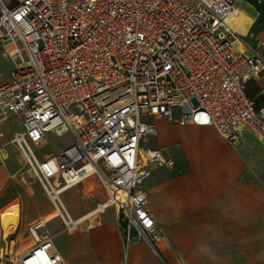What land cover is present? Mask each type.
<instances>
[{
  "label": "built area",
  "instance_id": "2783aa9c",
  "mask_svg": "<svg viewBox=\"0 0 264 264\" xmlns=\"http://www.w3.org/2000/svg\"><path fill=\"white\" fill-rule=\"evenodd\" d=\"M242 1L0 0V51L13 61L0 85V166L8 160L2 127L16 117L22 129L9 143L55 206L86 181L99 180L107 193L91 217L73 218L62 206L65 230L114 207L123 264L140 242L160 256L163 231L147 209L144 182L177 160L152 144L154 118L213 126L234 145L249 131L264 145V107L246 92L264 74V31L241 52L227 22ZM49 133L71 140L43 162L35 149ZM42 228L28 226L34 244L20 254L3 234L0 264H66Z\"/></svg>",
  "mask_w": 264,
  "mask_h": 264
},
{
  "label": "crops",
  "instance_id": "0c3cea01",
  "mask_svg": "<svg viewBox=\"0 0 264 264\" xmlns=\"http://www.w3.org/2000/svg\"><path fill=\"white\" fill-rule=\"evenodd\" d=\"M240 7L249 12L250 7L256 8L254 31L249 32L250 27L247 35L240 37L245 44L241 52L247 53L253 42L250 35L264 31V5L243 0ZM0 54L5 57L1 51ZM10 78L11 74L1 79L0 85ZM246 92L258 108L264 107V74L250 79ZM162 119L154 121L157 124ZM169 123L181 147L179 155L169 152L167 145L156 146L166 148L177 165L172 171L154 167L144 182L147 209L163 231L158 243L161 257L146 242H140L130 246L126 263L264 264V145L249 131L240 144L234 145L213 126ZM7 155L6 165L0 166V244L4 234L8 247L20 254L33 245L22 247L24 218L27 226L41 221L46 227L61 216L55 207L31 213L25 208L34 200L29 194V172L18 166L16 157L21 162L22 158L15 148ZM33 186L42 194L41 184ZM89 212L71 216L79 218ZM103 214L94 226L90 225L91 218L75 232L65 230L64 225V232L71 236L64 240V251L53 236L66 264L124 263L115 211L107 221H102Z\"/></svg>",
  "mask_w": 264,
  "mask_h": 264
},
{
  "label": "rangeland",
  "instance_id": "374dc122",
  "mask_svg": "<svg viewBox=\"0 0 264 264\" xmlns=\"http://www.w3.org/2000/svg\"><path fill=\"white\" fill-rule=\"evenodd\" d=\"M255 7L257 8L256 5ZM256 8H253V7L249 8L252 15ZM252 31H254V24L251 26L249 32H252ZM12 68H13V61H11L9 58L3 57L0 54V80L7 78V77L9 78L11 74L10 71L12 70ZM169 124L170 123L166 118L160 121H157L158 136L153 139L152 144L154 146L167 145L169 147L168 151L171 152L173 155L178 156L179 151L181 150V147H180V144L177 143V138H175V135L173 134V131H172V129L174 128L173 125H169ZM2 129L4 130L5 135H6L4 138V141L7 142L6 148L8 150H13L14 146L11 143H9V140L11 139L15 131L22 129L19 119L16 117H11L9 120H7L3 124ZM48 139L49 141L45 146L38 147L35 149L39 159L43 162L45 161L44 159H45L46 154H49V153L56 154L61 149H63L65 146H67L71 140V136L70 134H65L63 136H57L54 133H49ZM16 162L18 166L22 168V171H26L27 173L29 172L28 173L29 174L28 181L30 182L29 194L31 198H33L34 200L30 205L27 204L25 208L27 207L28 208L27 210L30 213L33 211H37L38 209H43L47 207H52L51 209H54L55 205L48 198V195L45 189H43L42 194L37 193L36 190L34 189L33 185L36 184V182L39 184L41 183L34 176L31 175L30 170H29V165L26 164L23 167L24 163L23 161L21 162L18 159V157H16ZM52 180L55 186H59L61 184V179L58 177H53ZM106 196H107V193L101 186L99 180H94V181L91 180V182L86 181L84 184H80L66 191L62 195V199L64 201L65 206H67L66 208H68L71 214L75 217L76 215L80 213H86L88 211H91L95 207H97L98 204L102 203L105 200ZM24 211L25 210H23V213ZM113 215H114V207H109L106 210V212L102 215V221L104 219L106 221L112 219ZM96 219L91 220L90 225L92 222H93L92 225H95ZM26 228H28V226H27V221L24 218L23 224H22V247L23 248L26 245L34 244V239L32 235L27 231ZM63 229H64V221L61 219V217H58L57 219L52 221L50 224H48L46 227L42 228V230L48 231L52 236L56 237L55 238L56 244L60 248L61 251H64V246H63L64 240L65 241L67 239L70 240L71 238V236L67 235V233L64 232ZM14 246L15 244L13 243V248ZM6 264H12V263L7 262Z\"/></svg>",
  "mask_w": 264,
  "mask_h": 264
},
{
  "label": "bare ground",
  "instance_id": "6f19581e",
  "mask_svg": "<svg viewBox=\"0 0 264 264\" xmlns=\"http://www.w3.org/2000/svg\"><path fill=\"white\" fill-rule=\"evenodd\" d=\"M227 22L230 24V26L233 28V30L239 35V36H245L248 33L249 28L254 24L255 22V18L253 15L250 14V12L243 7H239L236 10H231L227 16ZM236 46L238 47V49L240 51H245V44L244 42L241 40V38L239 37L238 40L236 41ZM94 181V180H93ZM113 201H110V203L107 206H110V204ZM61 204L62 206L67 210L63 200L61 199ZM60 204H57V206H55L56 208V212L59 215H62L63 217H65V212L63 210ZM96 209V207L94 208ZM108 209V208H107ZM106 209V210H107ZM93 210V209H92ZM90 211L89 213H87L86 218L87 217H91L95 212L94 211ZM105 210V211H106ZM68 211V210H67ZM69 212V211H68ZM93 220V219H92ZM40 222V226L43 227V223L41 221ZM93 223V222H92ZM91 223V225H92ZM94 226V225H93ZM38 232L36 231V234ZM5 236V235H4Z\"/></svg>",
  "mask_w": 264,
  "mask_h": 264
}]
</instances>
